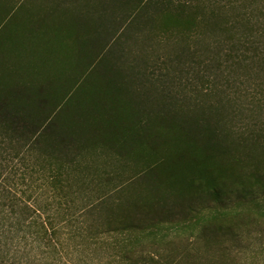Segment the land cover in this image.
Wrapping results in <instances>:
<instances>
[{
	"label": "trees",
	"instance_id": "16d2710c",
	"mask_svg": "<svg viewBox=\"0 0 264 264\" xmlns=\"http://www.w3.org/2000/svg\"><path fill=\"white\" fill-rule=\"evenodd\" d=\"M244 206L264 0H0V264H194Z\"/></svg>",
	"mask_w": 264,
	"mask_h": 264
},
{
	"label": "rangeland",
	"instance_id": "374dc122",
	"mask_svg": "<svg viewBox=\"0 0 264 264\" xmlns=\"http://www.w3.org/2000/svg\"><path fill=\"white\" fill-rule=\"evenodd\" d=\"M255 209L254 207L252 209L242 207L243 215L239 216L233 226L238 232L234 240L220 237L219 242H216L213 238L207 240L201 237L197 241L192 235L195 232L192 233L191 229L187 228L183 232V240L199 257L203 256L194 264H264V207L262 206L259 210ZM250 210L253 211L248 213ZM177 242V247H180L179 239ZM96 263L107 264L105 260L102 263L98 261Z\"/></svg>",
	"mask_w": 264,
	"mask_h": 264
}]
</instances>
